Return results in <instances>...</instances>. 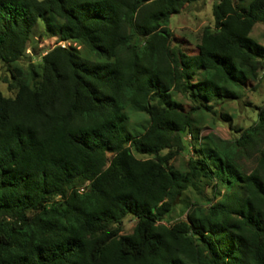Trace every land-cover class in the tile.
<instances>
[{
    "label": "trees",
    "instance_id": "trees-1",
    "mask_svg": "<svg viewBox=\"0 0 264 264\" xmlns=\"http://www.w3.org/2000/svg\"><path fill=\"white\" fill-rule=\"evenodd\" d=\"M193 1L0 0V264H264V104L232 140L194 127L264 68V0L214 2L187 52L168 22ZM37 26L55 42L34 62Z\"/></svg>",
    "mask_w": 264,
    "mask_h": 264
},
{
    "label": "rangeland",
    "instance_id": "rangeland-1",
    "mask_svg": "<svg viewBox=\"0 0 264 264\" xmlns=\"http://www.w3.org/2000/svg\"><path fill=\"white\" fill-rule=\"evenodd\" d=\"M217 0H197L186 3L181 10L171 15L168 26L172 32V40L177 42L182 49L187 52H194L195 45L198 42L200 31L203 26H212V4ZM239 4L245 5L248 0H234ZM40 21V20H39ZM41 27L37 26L33 31L28 48L26 51L30 55L31 61H38L40 53L50 48L54 42V37L38 35ZM249 36L254 40L264 45V25L260 21H255ZM67 44V42H61ZM7 71L4 65L0 62V91L4 95H10L11 91L7 87L5 77ZM173 96L181 100L185 106L190 104V101L184 95L174 92ZM264 104V68L258 71V76L241 90V95L238 99L223 100L214 102L212 111L201 110L194 113L195 121L194 127L197 130V136L203 137L205 135L213 138L217 137L223 140H232L238 134L237 128H244L256 119L257 107ZM145 115L140 112L128 109L127 127L139 128L140 120L143 121ZM185 143L187 151L179 152L170 162L174 165H183L186 158L190 155L191 141L189 133H185ZM202 140H207L202 138ZM141 157H148L147 155H137ZM240 161L248 169L251 166V161L247 156L240 157ZM204 193L211 196V190L204 188ZM191 200L198 199V195L189 189L185 192V196ZM218 198L215 195L214 199ZM185 206L182 202H176L173 210L169 216L164 220L167 224L182 219L185 216ZM134 223V219L127 216L122 221L121 232H129Z\"/></svg>",
    "mask_w": 264,
    "mask_h": 264
}]
</instances>
